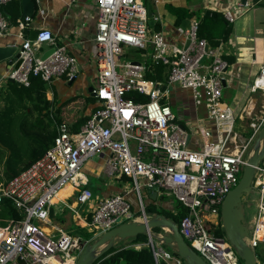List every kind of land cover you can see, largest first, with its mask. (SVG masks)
I'll list each match as a JSON object with an SVG mask.
<instances>
[{
    "label": "built area",
    "instance_id": "obj_1",
    "mask_svg": "<svg viewBox=\"0 0 264 264\" xmlns=\"http://www.w3.org/2000/svg\"><path fill=\"white\" fill-rule=\"evenodd\" d=\"M8 0H0V6ZM80 0H72L75 3ZM97 7V23L92 39L96 64V85L92 90L98 107L78 134L72 135L66 124L56 127L52 146L27 170L0 184V205L12 203L19 219L0 226V264H75L83 249L90 244L79 237L57 230L49 232L50 211L60 202L75 216L79 208L92 204L94 197L83 173L85 164L94 157L103 161L108 179H130L136 193L140 216H136L122 194L98 200L85 228L101 237L107 231L130 222H146L141 197L145 180L147 187L172 196L187 213L178 229L189 247L207 264H240L229 243L216 235L212 222L219 220L220 209L227 194L239 181L252 153L258 133L264 127V103L250 109L228 106L222 102L223 75L228 64L220 49H211L198 36L199 20L190 21L184 36L188 46L169 44L163 34L150 32L145 7L138 0H93ZM238 0H234L233 7ZM248 4L245 6L247 9ZM228 23L236 21L233 9L223 12ZM30 18L17 20L21 64L14 65L0 78L2 81L29 88L31 78L50 85L54 81H73L78 75V61L67 47L58 45L50 30L40 28L36 38L24 36ZM11 23L0 10V38L8 35ZM54 51L42 58L36 51L43 45ZM154 64L168 66L164 84L147 79L146 62L122 61L123 48L145 50ZM206 46H208L207 50ZM249 90L264 97V62ZM189 90L193 104L203 105L206 120L215 126L216 139L208 129H200L201 150L188 147V134L178 123L169 105V89ZM163 88V89H161ZM136 92L146 101H134L127 95ZM251 104V102L249 101ZM248 120L250 136L243 138L235 129V120ZM72 188V203L59 197ZM251 191L259 194L256 217L247 246L255 254L264 244V157L254 167ZM218 226V224H215ZM147 247L155 264H183L180 258L155 245L149 235ZM256 259V257H255ZM257 264H264L260 261Z\"/></svg>",
    "mask_w": 264,
    "mask_h": 264
},
{
    "label": "crops",
    "instance_id": "obj_2",
    "mask_svg": "<svg viewBox=\"0 0 264 264\" xmlns=\"http://www.w3.org/2000/svg\"><path fill=\"white\" fill-rule=\"evenodd\" d=\"M31 1L34 3V14L31 18L28 17L30 18V22L27 29L23 32L24 36L30 39L31 34L40 28L50 30L55 42L58 45L66 46L69 55H73L77 58L79 73L71 82L58 80L54 81L50 85L42 82L44 84L45 99L49 102V106L46 110H42L41 106L38 107L34 105V99L39 100L37 97H29L24 92L21 94L20 103L23 102V104L27 106L28 114L26 117L29 124L28 126H30L31 123L38 125L32 130L28 129L27 125L24 128L20 127L17 122L15 126L16 128L10 133L11 139L7 142L10 144V148L14 147L16 153H19V162H9V158L13 151L10 150L7 145L4 146L0 140V184H5L9 181L8 177L11 175H7V171L10 169L21 173L27 170L34 162L43 156L42 155L39 159L34 160L32 163V152H35L40 148L38 147V144H34V142L32 143L30 141L27 134L30 135L29 133L33 131L36 134H41V136L44 135L46 139H48V137L50 139L53 134L56 136V127L59 124H66L69 132L72 135H76L80 132L81 127L94 114L98 107L96 99L92 96L89 90L90 88H94V86L88 81L90 75L92 77L94 76V78H92L93 80H95L96 77L94 44L92 41L98 17L96 4L93 0H80L75 3H72V0ZM138 1L145 7L146 12L147 5L151 8L153 25H148L150 32L163 34L165 40L169 44L176 45L180 48L184 47L186 44L184 32L188 29L191 20L203 19V16H206L207 11L214 13L215 15L206 17L215 19L217 15L220 16L221 20L226 23L224 28L230 29L228 36L225 39L221 37L208 38L207 40L203 36L202 38L207 42L211 49H220L223 60L228 64V69L223 75V90L235 88L237 89L236 91L239 90V92L243 94L244 91L248 89L258 71V65H251V63L256 61L257 64L260 65L264 62V0H238V4L234 7V0ZM247 4L248 7L245 9ZM227 9H233L235 14L238 15L236 21L231 24L223 17V12ZM0 10L3 16L11 23L8 35L0 38V45L19 46L22 41L18 38L19 28L17 27L16 21L24 18L22 16L21 0H8L5 4L0 6ZM174 10L184 11L185 13L187 12L189 16L185 17L184 12H179V14H177ZM201 23H203L204 28H207L208 25H212V22L209 20H201ZM45 47H47V49L49 48L46 45ZM43 48L44 46H41V48L36 51V55L39 53V56H41L48 51L46 49L47 51L42 52ZM147 50L151 51L149 46H147L145 50H140L143 51L141 57L144 60L147 58L149 59V56L145 52ZM7 70H9L7 62L0 64V78L7 72ZM249 80L251 82H249ZM10 84H15L17 88L28 89L14 82H0L1 112L6 110L4 97L6 98ZM72 88L74 90L73 92L71 91ZM171 89L172 91H169V93L173 95V98H169V105L171 109L173 107L176 109L177 115L175 113L174 114L177 119L179 121L183 119L185 123L179 125L182 126L185 131V126L190 128V132L186 131L189 136L188 147L190 145L189 148L191 149L201 150L202 145L199 144V141L196 138L198 136L200 141H203L200 129H211L214 125L209 123L205 117L198 118V110L193 108V100L189 91L184 92L177 87H173ZM237 94L239 95L238 92ZM237 94L233 97V106H239V108L244 107L248 110V112L251 111L250 109L258 107L262 102L264 103L263 96H261L260 100L254 97H248L246 103L240 106L242 95L240 94L241 96H238ZM228 106L230 105L228 104ZM17 107V114H21L19 105H17ZM204 109L205 107L203 108V113L205 114L206 110ZM21 118L23 117L21 116ZM79 124L80 126H78ZM235 129L243 138H248L250 136L251 132L248 129V120H239L236 118ZM212 134L213 136L210 140H215L216 134L213 132ZM13 141L16 142L13 143ZM103 166V161L97 157H94L85 164L83 173L88 180L87 187L89 188L90 178L93 177L98 179L101 185L97 186L95 189L96 194H94L96 196L94 197L92 204L84 207L81 210L83 211L81 215L79 213L78 216H75L68 210L72 215L71 218H75L76 226L81 229H84L90 221L91 212L96 202L98 200L108 198L113 194L124 195L130 203L133 213L136 216H140L136 193L133 190L130 179L126 177L113 180L108 179L104 175ZM141 181V197L145 208L150 210L149 212L147 211V213L145 211V214H150L152 216L161 215L164 218L169 219L164 213L171 212L173 210L176 205L175 199L172 196L160 193L159 191H157L155 197H153V192L147 191L146 181L144 179ZM103 185L107 187L105 190L102 188ZM129 185H131V187H129ZM63 192L61 200L64 203H67L66 200L69 199L71 200L70 203H72L73 198L68 195L72 194L73 189L67 188ZM10 204L12 205V203ZM59 204L62 203L56 202L53 206ZM155 209H158L160 212L162 211V214H158V211H155ZM51 215L52 208L48 224L45 228L53 234H56L57 230H62L68 234L64 228L69 222V218L64 217V220L60 223H52ZM10 220H12V218ZM161 230L164 232V235L169 236L166 229ZM151 233L158 236L162 235L159 231H152ZM158 241H160V239H158ZM130 243L129 239L116 241L113 247L134 248L135 250H140L144 247V245L140 244L129 246ZM171 250L173 252L174 249L171 248Z\"/></svg>",
    "mask_w": 264,
    "mask_h": 264
},
{
    "label": "water",
    "instance_id": "obj_3",
    "mask_svg": "<svg viewBox=\"0 0 264 264\" xmlns=\"http://www.w3.org/2000/svg\"><path fill=\"white\" fill-rule=\"evenodd\" d=\"M22 16L32 17L34 14V3L31 0H21ZM215 15L214 13L206 12V16ZM148 25H153L151 8L147 5ZM36 38V33L33 32L30 40ZM189 41H186L185 48L188 46ZM18 45H0V64L7 62L8 66L14 65L17 69L21 64L18 60L19 57ZM208 46H206L207 50ZM54 49L45 52L42 58L49 56ZM79 71V67H78ZM79 73V72H78ZM10 82H13L10 80ZM92 96L93 88L89 89ZM182 129H184L181 126ZM189 136L187 137V141ZM252 153L250 154L246 165L243 168L242 177L236 187L231 190L221 205L220 219L225 233L226 241L232 247L238 258L243 264H257L255 255L252 250L247 246L245 238L249 236V230L244 226L243 221V200L246 195L251 193V182L254 174V167L264 157V127L258 133L252 144ZM147 191L153 192L155 197L158 189L157 187H147ZM146 222L141 223L138 221L122 224L115 227L93 243L88 244L80 253L75 264H94V262L111 249L116 241H124L129 238H135L138 235L145 234L151 235L153 238L161 239L163 244L175 250L178 257L185 262V264H207L194 250H192L187 242L184 240L179 232L178 225L173 221L164 218L161 215L152 216L146 215ZM156 229H166L169 233L167 235H153L151 232Z\"/></svg>",
    "mask_w": 264,
    "mask_h": 264
},
{
    "label": "trees",
    "instance_id": "obj_4",
    "mask_svg": "<svg viewBox=\"0 0 264 264\" xmlns=\"http://www.w3.org/2000/svg\"><path fill=\"white\" fill-rule=\"evenodd\" d=\"M175 13L179 14V12H184L180 10H174ZM185 13V12H184ZM185 17H188V13L186 12ZM183 15V16H184ZM181 18V17H180ZM179 18V19H180ZM201 20H209L212 22V25H208L207 28H204L203 23H201ZM199 20V23L201 24V27L199 26V31H198V36L200 39L206 38H226L229 34L230 29H225L224 26L226 23L221 20L220 16H216L215 19H212L210 17L203 16V19ZM203 28V29H202ZM205 30V34H204ZM217 44V43H216ZM44 84L36 78H31V86L28 89H22V88H17L15 84H10L9 91H7L6 98L4 97V102L6 106V110L1 112L0 111V140L4 146H8L10 150L13 151L9 158V162H19L20 161V155L19 153H16V150L13 148H10V144H8L7 141H9L10 138V133L12 130L16 128V124L18 122L20 127H26L28 126V120H27V106H25L22 103H20V97L21 94L24 92L26 95L29 97L35 96L39 100L34 99L33 103L35 106H38L42 108V110H46L49 106V102L46 101L45 95H44ZM34 94V95H32ZM1 96V95H0ZM128 98L133 99L134 101H146L147 97L140 95L136 92H131L127 95ZM18 100V101H17ZM21 110V114H17L18 107ZM31 113V112H30ZM21 116L23 118H21ZM37 123V122H36ZM38 124H33L31 123L30 126H28V129H35V127ZM80 126V124L78 125ZM30 135L27 134V137L30 138V141L34 144H38V147L40 149L36 150L35 152H32V163L34 160L39 159L46 150H48L52 144L53 140L55 137V134L49 139H46V137L41 134H36L35 132L29 133ZM8 135V136H7ZM16 141H13L15 143ZM10 168V166H9ZM20 172L14 171L10 169L7 171V175H11L8 177V180L12 179L13 177L17 176ZM177 202V201H176ZM2 207H7L10 212V216L12 219H19L20 215L19 213L12 207L10 202L8 200H4L1 203ZM145 211L149 212V209L145 208ZM162 212V211H161ZM160 211H158V214H162ZM187 210L184 208L180 203H176L175 207L171 212H165L164 214L175 224L179 225L180 220L186 216ZM1 216V215H0ZM157 231V230H153ZM158 233V232H157ZM130 244L129 246L132 245H144L140 250H135L134 248H116L112 247L107 251L105 254H103L101 257H99L94 264H155L153 256L150 252V249L147 247V242H148V237L145 234H141L136 236L135 238H129ZM188 244V243H187ZM189 246V244H188ZM173 254L177 257L178 255L176 254L175 250L173 251ZM160 264H165L164 262H161Z\"/></svg>",
    "mask_w": 264,
    "mask_h": 264
},
{
    "label": "rangeland",
    "instance_id": "obj_5",
    "mask_svg": "<svg viewBox=\"0 0 264 264\" xmlns=\"http://www.w3.org/2000/svg\"><path fill=\"white\" fill-rule=\"evenodd\" d=\"M45 45H43L44 48L42 49V52L47 51L49 49V48L47 49V47H45ZM142 52L143 51L137 50L135 48L124 47L123 48V53L124 54L122 55L121 60L122 61H132V62L133 61L146 62L148 67H149V71L147 73V79L151 80L153 82H159L161 84H164L165 81H166V76L168 74V66H165V65H162V64H154L148 58L145 59V60L142 59V57H141ZM145 52L147 53L148 56H150L151 51L147 50ZM37 56H39V53H38ZM244 68L246 69L245 66H244ZM92 78H94V76L92 77L90 75L88 81L90 83H92V85L95 87V85H96V83H95L96 77H95V80H93ZM249 82H251V81L249 80ZM243 86H244V84H243ZM161 89H163V88H161ZM248 89H246L243 94H241L239 92V90L236 91L237 89H235V88L234 89H224L222 91V102H223V104L224 105H228L229 104L231 107H233V97H234L235 94H237V92L239 93V95L240 94L242 95L241 100H240L241 101L240 102V106H242V105H244L246 103V100L248 99V97H250V98L254 97V98H257L258 100L261 99L262 94L260 92L252 93V92H250V90L248 91ZM71 91L72 92L74 91L73 88L71 89ZM169 91H172V89L170 88ZM183 91L184 92H188L189 90H183ZM169 95H171V96H169V98H173V95L171 93H169ZM193 108L195 110L196 109L198 110V118H204V117L206 118V112H205V114L203 113V108H204L203 105H201L199 107H195L194 104H193ZM172 112L177 115V111H176V109L174 107L172 108ZM178 123L180 125L181 124H185L183 119L180 120V121L178 120ZM185 128H186L187 132H190V128L188 126H185ZM208 130L215 134V126H213L211 129H208ZM196 138L199 141V144L202 145L201 143L203 141L201 142L198 136ZM189 147H190V145H189ZM251 149H252V144L250 145V150ZM241 177H242V173L239 174V181H240ZM139 183L142 185L141 179L139 180ZM99 185H101V184H100V181L98 179H96L94 177L90 178L89 188L92 190L93 197L96 196L95 195L96 194L95 189ZM129 187H131V185H129ZM102 188L105 190L107 187L103 185ZM63 193L64 192L60 193L59 197L62 198L63 197ZM258 199H259V194L257 192H255V191H251V193H249L248 195L245 196V198L243 200V203H242L243 204V217H244L243 224L249 230V232H251L252 224H253V221H254V219L256 217ZM66 202H67V204H69L71 202V200L67 199ZM175 203H177V202H175ZM83 208L84 207L81 206L78 209L80 215L83 212V211H81ZM155 211H158V209L157 210L155 209ZM0 215H1L0 216V226L4 227V226H6L9 223V221L11 219L9 209L7 207L0 206ZM71 216H72L71 213L68 211L66 206L63 205V204H59V205H56V206L52 207V215H51V222L52 223H60L62 220H64L63 219L64 217H68L69 218V222L67 223V225L65 226L64 229L69 235L79 237L83 241H88L89 243L95 242L96 241L95 233L92 230L89 231L88 228L81 229V228L77 227L76 223H75V218L74 217L71 218ZM72 219H73V222H72ZM216 223L218 224V226L215 225ZM212 225L214 226L213 228L216 231V235L218 237L223 238V239L226 240L225 233H224V230H223V227H222V223H221V219H220V215H219V220L213 221ZM156 230L159 231L161 234L164 233L161 229H156ZM53 235H55V237L59 236L57 234H53ZM154 241H155V245L159 246L158 239L154 238ZM160 247L162 249L171 251L170 253L174 256L171 248L168 247L167 245L162 244V246H160ZM254 255H255V257H256V259L258 261L264 262V244H261V243L258 244L257 248L255 249V254ZM183 264H185L184 261H183ZM240 264H243V262L241 260H240Z\"/></svg>",
    "mask_w": 264,
    "mask_h": 264
},
{
    "label": "clouds",
    "instance_id": "obj_6",
    "mask_svg": "<svg viewBox=\"0 0 264 264\" xmlns=\"http://www.w3.org/2000/svg\"><path fill=\"white\" fill-rule=\"evenodd\" d=\"M182 263H183V261H182Z\"/></svg>",
    "mask_w": 264,
    "mask_h": 264
}]
</instances>
